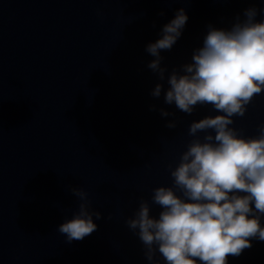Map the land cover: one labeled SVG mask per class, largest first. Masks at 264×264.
Listing matches in <instances>:
<instances>
[{"label":"clouds","instance_id":"clouds-1","mask_svg":"<svg viewBox=\"0 0 264 264\" xmlns=\"http://www.w3.org/2000/svg\"><path fill=\"white\" fill-rule=\"evenodd\" d=\"M258 14L264 9L250 7L230 29L209 26L191 62L167 76L165 104L187 115L198 105H210L216 114L189 125L192 139L176 166L169 165L172 186L153 189L158 216L150 214L149 202L142 199L126 221L153 264H160L157 255L164 264H228V257L241 255L253 239L264 241V124L256 136H245L233 126L234 118L243 117L253 98L264 93V19L257 20ZM187 20L179 9L163 26L161 38L146 46L154 57L148 68L161 81L167 72L161 52L173 48ZM162 90L164 85L157 83L151 94L159 98ZM70 191L79 200L78 211L57 229L69 242L91 235L97 229L93 216L101 218L90 211L83 188Z\"/></svg>","mask_w":264,"mask_h":264}]
</instances>
